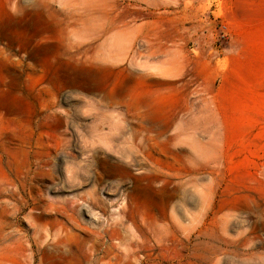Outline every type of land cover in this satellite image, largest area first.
<instances>
[{"label":"rangeland","instance_id":"obj_1","mask_svg":"<svg viewBox=\"0 0 264 264\" xmlns=\"http://www.w3.org/2000/svg\"><path fill=\"white\" fill-rule=\"evenodd\" d=\"M84 1L0 0V264H264V0Z\"/></svg>","mask_w":264,"mask_h":264},{"label":"bare ground","instance_id":"obj_2","mask_svg":"<svg viewBox=\"0 0 264 264\" xmlns=\"http://www.w3.org/2000/svg\"><path fill=\"white\" fill-rule=\"evenodd\" d=\"M84 1V0H83ZM92 1V2H91ZM89 3L85 2V4L87 3L88 8L85 10V12H83V14H79L77 16H74V22L73 24L69 25L71 27L72 30V34L75 38L79 39V40H83V41H88V42H92V41H96V42H100V44H104L107 42V38L106 37L108 34L110 33H115L117 35L120 36V28H118V24L120 22V18L119 16H111V14H108L102 10H94V1H99V0H91ZM101 1V0H100ZM99 1V4L101 3ZM79 3V2H78ZM96 5L98 3H95ZM102 5V4H101ZM104 5V4H103ZM102 5V6H103ZM100 8V5H99ZM120 39V37L118 38ZM119 42V41H118ZM107 50V49H106ZM107 55L104 54L105 57H107L108 55L110 56L109 59H111L112 57H121V55L123 54L124 51H121V47H119V49L117 51H114L113 49H108ZM124 55V54H123ZM108 56V57H109ZM121 59V58H120ZM119 59V60H120ZM124 88V87H123ZM122 88V89H123ZM128 87H126L127 89ZM109 98V97H108ZM111 99V98H110ZM113 100V99H112ZM114 101V100H113ZM110 102V101H109ZM110 104V103H109ZM153 103L152 102H145L143 103V105L145 106H151ZM104 116V115H103ZM103 118V117H102ZM102 122V121H101ZM118 129H121V127H119ZM92 133V132H91ZM120 134V132H119ZM109 136V135H108ZM116 136V135H115ZM120 138L118 137H114L111 136L110 138H107V143H106V147L108 149L114 150L118 153H120L121 155H128V153L133 152L134 149L137 148V145L134 143H127L124 140H119ZM99 140V139H98ZM98 140H94L92 138L86 139L84 141H82L81 147L83 149L89 150L93 153H95L98 149V144L100 143ZM49 145V144H48ZM29 146H31V144H29ZM58 146V145H57ZM61 146H67L64 143H61ZM81 148V149H82ZM116 155V154H115ZM52 156V155H51ZM87 158V157H86ZM78 162V161H77ZM75 162V163H77ZM108 162V161H107ZM82 164V163H81ZM72 165V164H71ZM78 165V164H77ZM207 165V164H206ZM35 166V165H34ZM38 166V165H37ZM127 166V165H126ZM197 166V165H196ZM75 168V167H74ZM81 170V169H80ZM34 171V170H33ZM78 171V170H77ZM72 174H74V172H72ZM68 175V174H67ZM75 175V174H74ZM23 183V182H22ZM22 185V184H21ZM10 186V185H9ZM9 188V187H8ZM15 188V186H14ZM22 188V187H21ZM9 190L7 191L5 188H0V199H4V197H7L6 195H9L10 197L15 198L16 194L13 192H9ZM38 193V192H37ZM23 198V197H22ZM20 199V198H19ZM252 199V198H251ZM22 202V199H20ZM20 200L18 202H20ZM25 200V199H23ZM31 204H32V210L38 209L41 207V195L36 194L35 196H33L31 198ZM53 201V200H52ZM60 201V200H59ZM92 201V200H91ZM20 202V203H21ZM55 202V201H54ZM53 202V203H54ZM3 203V202H2ZM57 203V202H56ZM55 203V205H56ZM106 207V206H105ZM0 215H1V210H0ZM2 216V215H1ZM193 216V215H192ZM27 219V218H26ZM124 220V219H123ZM72 222V221H71ZM123 222V221H122ZM152 222V221H150ZM255 222H252L249 226V245L253 246L254 245V241H255V232H256V224ZM163 225V224H162ZM161 227V226H160ZM82 228V227H81ZM162 228V227H161ZM226 224H224V226L222 227V231L226 230ZM163 229V228H162ZM37 230V229H36ZM59 230V229H58ZM57 230V231H58ZM166 230V229H165ZM164 230V231H165ZM85 231V230H84ZM163 231V232H164ZM167 232V231H166ZM55 233V232H54ZM58 233V232H57ZM64 233V231H63ZM62 233V234H63ZM106 234V233H105ZM122 234V232H121ZM61 235V234H60ZM77 235V234H76ZM99 235V234H98ZM62 236V235H61ZM100 238V237H99ZM112 239V238H111ZM119 239V238H118ZM64 240V239H63ZM134 240V239H133ZM132 241V240H131ZM135 241V240H134ZM36 246V245H35ZM65 246V245H64ZM133 255V254H132ZM255 255V253H251L250 254V259H252V257ZM95 256V255H94ZM78 257V256H77ZM97 258V257H96ZM249 260V258H248ZM90 261V260H89ZM96 262V261H95ZM94 262V263H95Z\"/></svg>","mask_w":264,"mask_h":264}]
</instances>
